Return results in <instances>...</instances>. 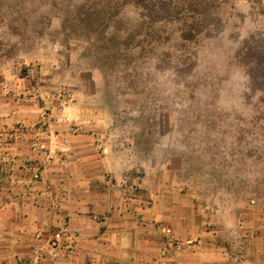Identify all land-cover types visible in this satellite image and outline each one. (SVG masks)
<instances>
[{"label":"rangeland","instance_id":"obj_1","mask_svg":"<svg viewBox=\"0 0 264 264\" xmlns=\"http://www.w3.org/2000/svg\"><path fill=\"white\" fill-rule=\"evenodd\" d=\"M25 178L72 202L13 252L2 211L0 264H68L47 242L90 192L138 264H189L197 239L200 264H264V0H0V191Z\"/></svg>","mask_w":264,"mask_h":264},{"label":"crops","instance_id":"obj_2","mask_svg":"<svg viewBox=\"0 0 264 264\" xmlns=\"http://www.w3.org/2000/svg\"><path fill=\"white\" fill-rule=\"evenodd\" d=\"M79 170L84 171V169ZM47 173L48 169L42 171L44 175H47ZM9 183V189L3 188L0 191L1 205H6L0 210V219L2 217V211L7 210V212H9L11 210L12 221L15 219L21 222V228H18L20 231L16 228L11 229V231L15 230L11 233L10 237V241L14 244V247H12L13 252L23 247L30 248L34 242V232L39 225L44 221L48 224L49 222H55L56 218L58 219L54 211L48 212L47 205L50 203L56 205L60 199L66 202H72V199H68L70 197L68 194H66L67 198L62 194L60 195L59 186L56 184L54 186L49 185L48 187L49 183L40 182L39 185H34L28 178L21 179L20 181L13 180ZM50 184L54 183L51 182ZM46 187L49 189L51 188V194L40 193L41 190L46 189ZM73 196L75 197V195ZM88 196L89 197L84 200V202L77 201V204H79L78 212L69 210V213H67L70 216V228L72 230V234L68 235L69 239L72 240L74 238L75 240L74 242L72 241V247H75V250L71 252L66 262L68 264H81L82 260L86 258V260L91 262L90 264H109L110 261L114 260L121 262L119 258L122 254L127 253L131 255L129 262H131V264H138L139 252H137V250L139 245L138 242L135 241L137 235L134 229L122 227L123 222L120 221L119 213L114 204L111 203V200L108 201V197L106 198L105 195L95 196L98 199L95 200L96 202H91L94 196L91 197V192ZM82 203L86 204V206ZM97 204H100V207ZM103 205H105L106 208L102 210V208H104L102 207ZM79 209H81V211ZM106 213H110L112 216L106 218ZM15 225L19 224H14V222L11 223L12 227ZM168 232L171 234L172 230L169 229ZM208 234V232H203L201 237L204 238V236ZM8 239L9 235L0 232V253H8V249H3L4 247L6 248V244L9 242ZM170 246H172V244ZM172 250L173 249L166 250L171 254L169 258L170 261L172 259L176 264H180L181 259L177 258L180 248L176 251V256H172ZM114 251L118 254L113 255ZM183 252L189 255L191 259L189 264H200L201 261L206 258L205 254L207 253V248L203 246L202 240L197 239V242L192 243V246H189ZM183 252L181 251L180 254L183 255ZM170 261H168L167 264H171Z\"/></svg>","mask_w":264,"mask_h":264},{"label":"built area","instance_id":"obj_3","mask_svg":"<svg viewBox=\"0 0 264 264\" xmlns=\"http://www.w3.org/2000/svg\"><path fill=\"white\" fill-rule=\"evenodd\" d=\"M44 237L43 233H39L37 235V241L41 242ZM69 239L68 232L65 227H61L56 234L52 237L50 241L47 242V255L50 260H60L65 248L67 250L72 249V244L70 246L66 245V240ZM20 264H26L25 262H21Z\"/></svg>","mask_w":264,"mask_h":264},{"label":"trees","instance_id":"obj_4","mask_svg":"<svg viewBox=\"0 0 264 264\" xmlns=\"http://www.w3.org/2000/svg\"><path fill=\"white\" fill-rule=\"evenodd\" d=\"M111 21V18L109 17L108 19H107V22H110Z\"/></svg>","mask_w":264,"mask_h":264}]
</instances>
